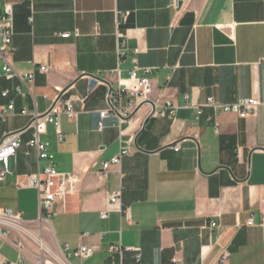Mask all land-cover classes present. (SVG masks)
Instances as JSON below:
<instances>
[{"label": "crops", "instance_id": "1", "mask_svg": "<svg viewBox=\"0 0 264 264\" xmlns=\"http://www.w3.org/2000/svg\"><path fill=\"white\" fill-rule=\"evenodd\" d=\"M0 3L13 9L8 58L15 73L0 77V111L14 104L7 119L0 118V141L26 128L34 113H45L63 91L77 115H61L62 139L53 123L41 138L56 169L79 177L65 203H55L41 221L38 191L28 177L46 161L28 145L29 127L0 184V208L20 212L50 250L73 264L134 263L131 251L123 258L110 252L119 244L139 248L148 264H171L174 256L182 264H216L226 251L227 264L264 263V103L245 118L210 107L198 117L196 108L210 96L224 103L264 101V0ZM135 64L152 69L151 105L160 111L169 101L175 110L120 128L100 111L108 107L109 89L118 87L119 77L129 78ZM3 66L0 56V75ZM130 140L120 165L102 172ZM119 189L129 218L108 201ZM0 242L17 252L15 259L1 253L0 259L18 263L14 239L0 236ZM81 244L96 247L83 261L70 256ZM31 259L26 262L38 264Z\"/></svg>", "mask_w": 264, "mask_h": 264}, {"label": "built area", "instance_id": "2", "mask_svg": "<svg viewBox=\"0 0 264 264\" xmlns=\"http://www.w3.org/2000/svg\"><path fill=\"white\" fill-rule=\"evenodd\" d=\"M14 35V14L11 5L3 6L0 3V56L4 61L3 74L7 79H11L15 73L13 67L9 62L8 55L11 50L12 38ZM63 37L70 36V33L62 34ZM125 51L118 50L119 57L125 55ZM41 71L49 72L50 67L42 65ZM151 68L140 67L137 64L133 66L130 71V76L127 79H118V87L116 89L110 88L107 93L108 107L100 111L101 118L108 116L114 117L118 120L119 126L123 124L132 125L136 122H142L144 119L154 115H173L175 106L171 102L161 105L160 111L157 110V103L151 105L152 84L150 80ZM171 74L168 75L170 78ZM29 82H33L34 74L30 73L27 76ZM63 91L53 101L50 108L45 113H34L31 117L29 125L21 130L6 133L0 141V184L6 179L11 172L10 161L16 158L17 149L20 146L21 135L29 127L33 128V136L29 140L28 145L36 149L39 160L46 161L43 168L38 172L28 177L30 186L35 187L39 195V206L41 213V221L52 214L55 203H65L68 195L75 191V185L79 177L74 174H66L59 172L54 165V156L48 151L49 143L42 140L41 136L46 133L48 123H53L57 129L59 139H62L60 130V119L62 114L68 117H76L77 112L74 109L73 103L70 99H63L61 97ZM8 91H4L6 96ZM187 99L188 97L185 96ZM264 101L258 97L240 98L235 102L224 103L219 101L214 96L207 98L202 105H197V115H201L203 107H210L213 109H221L224 112H230L245 118L256 113L258 107ZM145 108V110H143ZM14 109L13 102L6 107H2L0 111V118L6 120ZM144 112H143V111ZM142 112V113H141ZM102 129V122H100ZM121 134L124 130L121 129ZM133 140L121 147L118 154L114 155L109 161H105L102 165V172L108 171L113 165L119 166L122 158L128 155L131 151ZM176 151L180 149L179 145L174 147ZM110 204L117 205L119 211L125 212L127 217H130L129 209L123 210L121 205V189L111 193L108 197ZM109 211L101 212L102 218H107ZM264 223V218H263ZM248 224H253V218H250ZM217 223L212 221L211 227H216ZM3 229L6 231L3 233ZM42 229V226L39 227ZM16 232L18 241L16 245L20 253L18 263H10L6 260H1L4 264H28L26 258L33 256L36 258L38 264H73L69 256L59 255L48 248L40 234H36L31 225L22 217L20 212H14L12 209L0 208V236L9 238V234ZM36 245L38 253H29L30 245ZM96 247L86 244H81L77 249L70 253V256L78 258L81 261L90 257L95 251ZM133 252L134 263L132 264H148L143 262L142 253L139 248L132 246L112 245L110 252L119 254L121 258L124 257L125 252ZM229 252H224L220 261L216 264H227ZM109 264H116L111 261ZM120 264H124L121 262ZM171 264H182L177 256L171 260ZM264 264V263H262Z\"/></svg>", "mask_w": 264, "mask_h": 264}, {"label": "rangeland", "instance_id": "3", "mask_svg": "<svg viewBox=\"0 0 264 264\" xmlns=\"http://www.w3.org/2000/svg\"><path fill=\"white\" fill-rule=\"evenodd\" d=\"M5 231H6V229H3V233ZM9 239L10 240L14 239V241L17 242L19 238H18L17 233L12 231V233L9 234ZM0 244H1V242H0ZM0 253L9 256V258H11V259H15L17 257V252L16 253L8 252L7 248H5L4 246H1V245H0ZM29 253H31V254L32 253L33 254L38 253V248L36 247V245H32V246L30 245ZM28 257H29V260L31 261L32 260L31 256H28ZM28 264H34V263L32 262V263H28Z\"/></svg>", "mask_w": 264, "mask_h": 264}, {"label": "water", "instance_id": "4", "mask_svg": "<svg viewBox=\"0 0 264 264\" xmlns=\"http://www.w3.org/2000/svg\"><path fill=\"white\" fill-rule=\"evenodd\" d=\"M0 264H4V263L1 261V259H0Z\"/></svg>", "mask_w": 264, "mask_h": 264}]
</instances>
